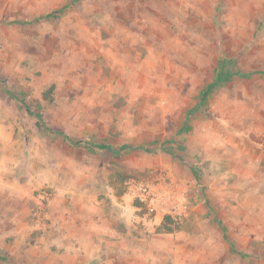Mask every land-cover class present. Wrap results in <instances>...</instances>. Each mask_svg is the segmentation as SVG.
<instances>
[{"label":"rangeland","instance_id":"1","mask_svg":"<svg viewBox=\"0 0 264 264\" xmlns=\"http://www.w3.org/2000/svg\"><path fill=\"white\" fill-rule=\"evenodd\" d=\"M225 71L250 77L204 97ZM0 117L33 185L0 264H50L26 232L48 228L62 191L126 197L146 259L264 264V0H0ZM145 184L187 205L184 221L147 215Z\"/></svg>","mask_w":264,"mask_h":264},{"label":"crops","instance_id":"2","mask_svg":"<svg viewBox=\"0 0 264 264\" xmlns=\"http://www.w3.org/2000/svg\"><path fill=\"white\" fill-rule=\"evenodd\" d=\"M13 144L7 120L0 117V220H4L0 221V235L16 233L15 228H19V221L25 213L15 212L10 216L9 210L19 211L20 204L26 210L24 201L33 198L31 182L14 176L10 161ZM182 171L183 166L177 163L173 175ZM185 173L189 178L191 172ZM136 212L137 207L124 196L108 199L58 192L49 201L46 213L51 224L48 228L43 226L37 237L27 229L24 249L45 252L43 256H49L50 264H167L166 259L149 260L142 256L145 241L135 234L132 227L138 217ZM28 214L30 212L26 217ZM195 214L197 211L193 208L190 215ZM2 242L7 248L4 240Z\"/></svg>","mask_w":264,"mask_h":264},{"label":"built area","instance_id":"3","mask_svg":"<svg viewBox=\"0 0 264 264\" xmlns=\"http://www.w3.org/2000/svg\"><path fill=\"white\" fill-rule=\"evenodd\" d=\"M141 193L134 194L136 195L137 200L142 204L148 207V213L149 216L153 215L154 212L160 210L165 212L166 214L172 215L175 221H178L182 223L184 219L186 218L188 207L187 205L182 204L181 202H176L171 196L168 197L167 201L165 203V199H156L155 195L151 193V190L149 188V185H142L140 187ZM161 200V201H160ZM162 202V203H160ZM165 203V204H164ZM155 204L157 205L155 207Z\"/></svg>","mask_w":264,"mask_h":264},{"label":"trees","instance_id":"4","mask_svg":"<svg viewBox=\"0 0 264 264\" xmlns=\"http://www.w3.org/2000/svg\"><path fill=\"white\" fill-rule=\"evenodd\" d=\"M227 62H228L227 60H223L222 61V67H225V65L227 64ZM234 76H240V77H243V78H245V77L247 78V77H250V74H245V73H240V72H233V71L221 72L219 74V76L217 77V81L216 82L214 81V83L207 89V91L204 94V97L206 95H208V93L210 92V90L213 89L217 84H221V83L227 82L230 79H232ZM12 98L15 99V100H17V101H19V102H21L22 104H24L25 107L29 110V112L31 114L33 113L31 106L27 103L26 100L22 99L21 97H19L17 95H12ZM40 120H41V122H43V119L40 118ZM43 124L45 125L44 122H43ZM58 134L61 135V136H63L66 140L70 141L74 145L79 146V144H80L79 142L73 141L64 132L60 131ZM99 147H101V148H107V149H109V150L112 151V146L111 145H99ZM127 148H129L127 145H122L121 148H120V151L125 150ZM140 149L146 151V149H144V148H140ZM148 152H150V151H148ZM186 164H187V166L191 167V165H188V163H186ZM195 176H196L197 179L199 178V176L197 174H195ZM168 220H169V218H167V221Z\"/></svg>","mask_w":264,"mask_h":264}]
</instances>
